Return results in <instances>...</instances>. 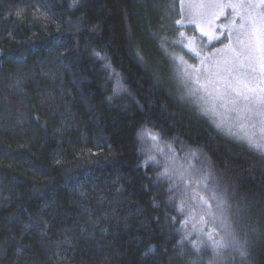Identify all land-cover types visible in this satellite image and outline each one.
<instances>
[{
  "label": "trees",
  "instance_id": "1",
  "mask_svg": "<svg viewBox=\"0 0 264 264\" xmlns=\"http://www.w3.org/2000/svg\"><path fill=\"white\" fill-rule=\"evenodd\" d=\"M170 1L0 0V264H264V157L162 79ZM149 131L203 154L217 245L183 234Z\"/></svg>",
  "mask_w": 264,
  "mask_h": 264
},
{
  "label": "rangeland",
  "instance_id": "2",
  "mask_svg": "<svg viewBox=\"0 0 264 264\" xmlns=\"http://www.w3.org/2000/svg\"><path fill=\"white\" fill-rule=\"evenodd\" d=\"M171 1L173 34L162 50L167 57L159 66L162 79L187 110L218 134L264 157V147L253 146H264V0ZM142 142L144 164L157 161L162 173L168 171L164 176L176 178L187 194L180 207L183 234L202 245H217L221 234L216 228L206 231L207 209L196 197V192L206 195L203 186H185L180 178L184 173L186 180H199L197 174H205L203 154L176 150L151 131Z\"/></svg>",
  "mask_w": 264,
  "mask_h": 264
},
{
  "label": "snow or ice",
  "instance_id": "3",
  "mask_svg": "<svg viewBox=\"0 0 264 264\" xmlns=\"http://www.w3.org/2000/svg\"><path fill=\"white\" fill-rule=\"evenodd\" d=\"M205 35H207V33H205ZM149 135L151 136V139L153 140H156L157 139V136L156 135H153V134H150ZM250 143H252V141H249ZM254 147H257V148H262L264 146H261L260 144H253ZM150 159H154V157H150ZM168 174V171L167 169L165 170L164 173H162V175H167ZM180 178H181V182L185 184V186H188V185H192V184H195V185H202V191H207V195H202L200 192H196V197L198 198V200L206 206V213L205 215H208V216H212L214 215L211 211L212 209V204L210 203V200H216L217 199V196H216V193L208 188L207 184L204 183V180L207 179L206 176H204L203 178L199 179V180H193V179H185L184 178V173H180ZM193 191H195V188H193Z\"/></svg>",
  "mask_w": 264,
  "mask_h": 264
}]
</instances>
